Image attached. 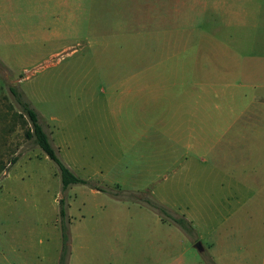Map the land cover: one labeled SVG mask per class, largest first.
Returning <instances> with one entry per match:
<instances>
[{"label": "rangeland", "instance_id": "1", "mask_svg": "<svg viewBox=\"0 0 264 264\" xmlns=\"http://www.w3.org/2000/svg\"><path fill=\"white\" fill-rule=\"evenodd\" d=\"M143 3L0 0V264L60 259L62 197L68 264H143L147 256L154 264H264V203L234 199L218 219L206 205L209 224L229 218L220 233L193 225L192 235L147 203L187 218L192 209L182 183L181 92L202 78L198 46L183 45L185 27L175 25L183 18L165 27ZM211 25L205 21L206 32L217 40L242 32ZM11 87L37 110L60 158L106 191L90 184L63 191L58 166L27 137Z\"/></svg>", "mask_w": 264, "mask_h": 264}, {"label": "crops", "instance_id": "2", "mask_svg": "<svg viewBox=\"0 0 264 264\" xmlns=\"http://www.w3.org/2000/svg\"><path fill=\"white\" fill-rule=\"evenodd\" d=\"M144 1L165 27L175 16L183 18L175 24L182 31L185 27L182 44L198 46L196 61L202 80L196 88L182 85L181 92V126L187 129L180 142L185 150L182 183L192 190L187 216L196 230L202 233L205 227L220 233L229 216L211 225L206 205L214 207L215 215L234 199H245L249 205L264 203V0ZM133 4L141 7L142 0ZM206 20L212 21L213 29L242 32L217 40L206 32ZM195 30L201 31L197 41L191 38ZM253 46L263 49L252 53ZM155 261L147 256L141 262Z\"/></svg>", "mask_w": 264, "mask_h": 264}, {"label": "trees", "instance_id": "3", "mask_svg": "<svg viewBox=\"0 0 264 264\" xmlns=\"http://www.w3.org/2000/svg\"><path fill=\"white\" fill-rule=\"evenodd\" d=\"M10 89L16 96V101L21 106L22 112L20 113V116L26 118L27 122L30 124V127L26 132L27 137L32 139L33 142L38 145L45 152V154L58 166L63 191L67 190L73 184H90V186L95 189L106 191L105 188L99 187L91 183L89 180L78 176L60 158L56 147L54 146L50 136L46 132L45 127L40 120L37 110L32 106L29 100L25 98V95L22 91L19 92L15 87H11ZM17 160V156L12 157L9 162L10 165L14 164ZM147 203H149V205L152 206V208H154L164 220L166 218L168 220H171L172 222L177 224L187 235L193 234L195 230L194 226L187 217H185L184 215H175L169 208H167L162 203L157 202L156 200L149 199ZM59 204L62 229V249L58 264H68L70 256V219L67 212L66 199L62 197L59 201Z\"/></svg>", "mask_w": 264, "mask_h": 264}, {"label": "water", "instance_id": "4", "mask_svg": "<svg viewBox=\"0 0 264 264\" xmlns=\"http://www.w3.org/2000/svg\"><path fill=\"white\" fill-rule=\"evenodd\" d=\"M195 247L198 248L200 251H203V249H204L201 242H197L195 244Z\"/></svg>", "mask_w": 264, "mask_h": 264}]
</instances>
